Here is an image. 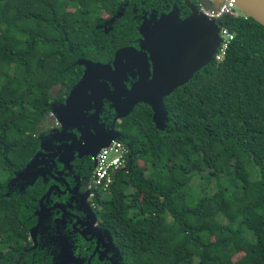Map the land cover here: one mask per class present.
Segmentation results:
<instances>
[{"label":"trees","instance_id":"16d2710c","mask_svg":"<svg viewBox=\"0 0 264 264\" xmlns=\"http://www.w3.org/2000/svg\"><path fill=\"white\" fill-rule=\"evenodd\" d=\"M171 3L0 0V264L29 256L41 176L14 178L43 149L38 135L53 104L84 61L104 64L142 36L138 17L108 28L103 17L123 5L154 19ZM222 20L234 34L223 58L164 97L165 127H155L146 103L119 123L130 154L96 213L125 264H264V26L245 14ZM197 176L205 184L193 186Z\"/></svg>","mask_w":264,"mask_h":264},{"label":"flooded vegetation","instance_id":"af4514ba","mask_svg":"<svg viewBox=\"0 0 264 264\" xmlns=\"http://www.w3.org/2000/svg\"><path fill=\"white\" fill-rule=\"evenodd\" d=\"M171 1L170 6L162 7L160 10L164 9L163 13L174 10L180 20L188 17L193 8L201 12L206 7L204 4L206 0ZM132 5L134 6L133 3ZM133 6L127 12L122 5V8L112 16L103 17L104 23L100 24L108 28V25L116 23L117 20L128 22L131 17L133 19L138 17L140 24L147 20V22L150 21L149 28H152L163 14L160 13L158 17L151 19L150 14L148 15L150 10L139 8L141 13L135 14ZM104 31L108 30L104 29ZM143 38L138 35L131 44H124L115 49L108 59H105L107 56H103L102 61L116 69L113 64L115 52L123 47L133 48L144 55L125 53L117 67L127 69L136 65L132 71L137 72V67L142 70L148 63V73L151 78L155 67L154 58L151 52L141 46ZM102 39L106 38L103 36ZM126 75L127 78L123 79V83L120 84L119 80H115V86L109 88L114 96L118 95L119 104L112 106V102L103 96L107 93L101 89L96 91L103 97L100 109L94 105L93 109L87 111L85 115L68 117L66 125H61L56 120L50 125L44 120L38 135L42 140L43 149L37 152L41 151L48 156L40 155L39 163L34 170L41 178H38L34 185L40 193L35 199L33 213H31L30 227L32 228L28 237L30 243L23 248L29 256L23 257L22 252L17 258V264L19 262L26 264V259L34 263L42 257H49L50 260L54 258L65 264H125L119 256L118 247L110 235L111 232L99 220L96 213L99 209L97 199H99L100 191L91 187V174L94 169L92 153L96 150L98 140L103 137L105 130L114 128L120 134L122 132L119 123L125 117H121V114L128 111V105L121 101H127L126 90L131 89L138 80L137 76L133 78ZM142 103L136 102L134 107ZM90 114L94 117L86 119ZM46 127L48 130L44 129ZM42 159H46L47 163L45 164Z\"/></svg>","mask_w":264,"mask_h":264},{"label":"water","instance_id":"95a60500","mask_svg":"<svg viewBox=\"0 0 264 264\" xmlns=\"http://www.w3.org/2000/svg\"><path fill=\"white\" fill-rule=\"evenodd\" d=\"M223 0H206L205 8L217 9ZM236 8L264 26V0H234ZM150 21L145 20L140 26V33L144 37L141 46L151 52L154 58V71L149 78L148 63L137 72L132 71L133 67L127 69L117 67L125 53H137L143 56L141 51H135L130 47H123L115 52L113 69L108 63H98L84 61L85 70L81 78L70 89L64 102L54 103L51 114L61 125H66V119L74 115H85L93 106L101 107L102 101L97 90H103L107 95H103L112 106L118 103V95L114 96L110 91V86H115L114 81L119 80L120 84L128 74L138 77L131 89L126 90L127 101H121L128 105V111L121 114L126 116L134 108L136 102H143L150 106L152 110V121L157 129H163L168 119L167 110L163 99L178 86L188 81L194 72L212 61L216 52L220 37V28L226 25V21L208 18L202 11L198 12L194 8L192 13L179 19L174 10L167 14H162L152 28H149ZM147 28V29H146ZM113 91V90H112ZM115 92V91H113ZM121 94H119L120 96ZM119 104V103H118ZM97 114V112H96ZM90 114L88 118H93ZM96 119H94V123ZM100 124V123H99ZM102 127V124H100ZM96 128V127H95ZM97 129V128H96ZM120 132L105 130L103 137L98 140L97 148L92 153L93 159L99 149L107 145L112 140H120ZM48 156L41 151L36 152L23 172L14 179L35 175L34 168L39 163V156ZM46 164V159H42Z\"/></svg>","mask_w":264,"mask_h":264},{"label":"built area","instance_id":"2783aa9c","mask_svg":"<svg viewBox=\"0 0 264 264\" xmlns=\"http://www.w3.org/2000/svg\"><path fill=\"white\" fill-rule=\"evenodd\" d=\"M212 1V0H210ZM208 18L220 19L224 17L238 16L234 0H223L217 9L204 8L201 10ZM227 25L220 28V42L214 57L216 60L223 58L227 47L233 39ZM130 154V148L121 140H112L107 145L101 147L94 156V169L91 174V187L104 192L109 189L114 175L118 169L124 167Z\"/></svg>","mask_w":264,"mask_h":264},{"label":"rangeland","instance_id":"374dc122","mask_svg":"<svg viewBox=\"0 0 264 264\" xmlns=\"http://www.w3.org/2000/svg\"><path fill=\"white\" fill-rule=\"evenodd\" d=\"M236 11L237 12H240V13H243V11H241L239 8H236ZM55 88L52 90V94H54L55 93ZM55 121V118H54V116L52 115V114H49L46 118H45V123H47V124H53V122ZM215 150H216V147H215ZM200 183H202V184H205V181L204 180H202V178H200L199 176H197V178L194 180V182L192 183V185L193 186H197V185H199ZM224 184H226V181L224 182ZM212 187V186H211ZM208 189H209V191H211V188L210 187H208ZM212 189H213V187H212ZM102 194V193H101ZM102 195H105V192H103V194Z\"/></svg>","mask_w":264,"mask_h":264}]
</instances>
